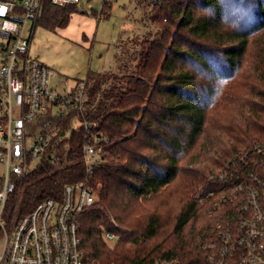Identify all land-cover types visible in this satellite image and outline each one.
Returning a JSON list of instances; mask_svg holds the SVG:
<instances>
[{
    "label": "trees",
    "instance_id": "obj_1",
    "mask_svg": "<svg viewBox=\"0 0 264 264\" xmlns=\"http://www.w3.org/2000/svg\"><path fill=\"white\" fill-rule=\"evenodd\" d=\"M152 7L158 36L120 54L133 66L86 79L84 118L110 141L88 179L98 201L79 215L78 236L99 264H209L202 244L212 222L195 191L239 152L264 146V0ZM77 12L46 0L39 24L65 28ZM85 135L56 145L59 163L49 149L19 182L9 224L86 179ZM106 231L119 238L113 248Z\"/></svg>",
    "mask_w": 264,
    "mask_h": 264
},
{
    "label": "built area",
    "instance_id": "obj_2",
    "mask_svg": "<svg viewBox=\"0 0 264 264\" xmlns=\"http://www.w3.org/2000/svg\"><path fill=\"white\" fill-rule=\"evenodd\" d=\"M45 1L0 0V163L5 166L0 176V264H99L81 247L78 217L98 201L97 188L88 179L110 138L84 118L86 83L69 88L62 82L67 88L60 90L53 82L56 73L30 54ZM81 1L51 0L77 8ZM138 1L160 6L166 0ZM105 4L103 0V8ZM86 14L95 15L94 7ZM81 131L86 134V179L68 185L61 200H44L9 224L6 205L19 182L51 148L50 161L59 163L56 145ZM194 200L209 209L212 224L204 230L202 244L209 264H264L263 145L239 152L228 166L209 173ZM103 238L119 239L111 232Z\"/></svg>",
    "mask_w": 264,
    "mask_h": 264
},
{
    "label": "rangeland",
    "instance_id": "obj_3",
    "mask_svg": "<svg viewBox=\"0 0 264 264\" xmlns=\"http://www.w3.org/2000/svg\"><path fill=\"white\" fill-rule=\"evenodd\" d=\"M102 1L82 0L65 28L37 26L30 54L56 73L53 82L60 90L67 88L62 82L69 88L79 81L86 83L89 73L113 74L128 65L124 68L127 71L134 62H122L120 54L147 38L154 40L158 36L152 22L154 8L148 3L106 0L103 8ZM89 6L94 7L95 15L86 14ZM4 170L5 166L0 163V176ZM106 243L113 248L118 240L108 239Z\"/></svg>",
    "mask_w": 264,
    "mask_h": 264
}]
</instances>
